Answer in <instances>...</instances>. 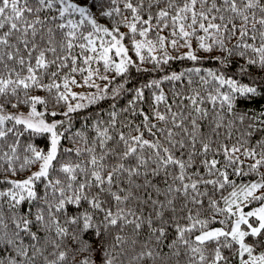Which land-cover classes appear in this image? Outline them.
<instances>
[{"label":"snow or ice","instance_id":"snow-or-ice-1","mask_svg":"<svg viewBox=\"0 0 264 264\" xmlns=\"http://www.w3.org/2000/svg\"><path fill=\"white\" fill-rule=\"evenodd\" d=\"M0 264H264V0H0Z\"/></svg>","mask_w":264,"mask_h":264},{"label":"trees","instance_id":"trees-1","mask_svg":"<svg viewBox=\"0 0 264 264\" xmlns=\"http://www.w3.org/2000/svg\"><path fill=\"white\" fill-rule=\"evenodd\" d=\"M106 107V106H105ZM93 111H95V109H92ZM18 179H22L23 178V176H21V177H17Z\"/></svg>","mask_w":264,"mask_h":264},{"label":"rangeland","instance_id":"rangeland-1","mask_svg":"<svg viewBox=\"0 0 264 264\" xmlns=\"http://www.w3.org/2000/svg\"><path fill=\"white\" fill-rule=\"evenodd\" d=\"M77 91H81V89H77Z\"/></svg>","mask_w":264,"mask_h":264}]
</instances>
